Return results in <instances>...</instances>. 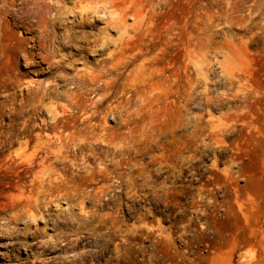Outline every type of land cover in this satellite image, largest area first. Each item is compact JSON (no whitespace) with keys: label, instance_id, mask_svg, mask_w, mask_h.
<instances>
[{"label":"rangeland","instance_id":"1","mask_svg":"<svg viewBox=\"0 0 264 264\" xmlns=\"http://www.w3.org/2000/svg\"><path fill=\"white\" fill-rule=\"evenodd\" d=\"M74 1L0 0V264H264V0ZM174 33L159 90L139 57L82 77Z\"/></svg>","mask_w":264,"mask_h":264},{"label":"bare ground","instance_id":"2","mask_svg":"<svg viewBox=\"0 0 264 264\" xmlns=\"http://www.w3.org/2000/svg\"><path fill=\"white\" fill-rule=\"evenodd\" d=\"M56 3L57 5H59L58 7H60V1H57ZM119 3H120V0H75L74 7H75V11L82 15L81 23H85V20L87 18L86 16L89 13L94 15L96 13H99L100 11L103 12V16L104 15L110 16L112 19L116 13L122 11V8L118 6ZM26 5L27 6L33 5L32 13L35 15V17L38 18V23L41 27V35L43 36L42 40H45V37H48L50 41H54V36L56 33L53 32L52 29L50 30L48 28V21L46 18L47 15L50 13L51 6L49 5L50 6L49 7L46 4H42L41 1L37 3H29L27 1ZM65 6H68V5H65ZM56 13L58 16H61L63 15L64 11L61 8H57ZM135 13L133 14L134 17H135ZM119 23H120L118 26L119 28L124 27L126 28V30L128 29L126 20L124 19V12L122 14V18L120 19ZM106 30L107 28H102V30H99V32L106 33ZM177 34L175 36L177 38V41L175 42H171L172 40L169 41L168 39L164 41H159L158 43L155 40L142 41V46H139L137 48V52L134 53L133 55H128V56L125 54L124 51H126L127 45L129 44H127L125 47L121 49H117V41H112L114 42L115 46L114 48L109 49L106 52L105 57H102L101 59H99L98 63H100L102 67L100 69H97L98 72H95L93 69L92 71L82 74V77L88 78L89 81L95 84L97 81L101 79L102 73H105L106 71L115 72V70H117L119 66L120 68L126 67L128 66L129 63L132 62L133 59L139 57V58H142L141 66L139 65L138 67V69L140 68L141 75L138 77L139 80L136 81V83L134 84V88L137 89L138 86H142L145 89H147L148 87H151L152 90H155V89L159 90L160 88L159 86L163 85L165 81H168L169 76L165 75V72L167 70L166 65L157 69L155 67V64L162 63L166 59V57H168L170 47L174 46L176 49L179 50V47H180L179 45L182 43V41H181V38L177 36ZM62 38L63 40L67 42H71V43L78 42L80 39L89 41L87 31H85L84 29L75 30L74 27H67L62 34ZM81 49L82 51H85L84 48H81ZM111 61H114V62L110 66H108L107 64ZM112 83L113 81H104V82L100 81L98 84L99 88L97 89L105 91L107 88H109L112 85ZM187 92L189 93L188 95L190 96V98L193 99V87H189L187 89ZM157 94H162L160 96L161 98L166 97V94L161 91H158ZM186 99L189 100V97H186ZM80 107L82 111H85L87 109V105L85 104H81ZM95 114H96L95 112H92V113H89L86 117L89 121H92ZM77 135L87 136V133H83L82 131H80Z\"/></svg>","mask_w":264,"mask_h":264}]
</instances>
